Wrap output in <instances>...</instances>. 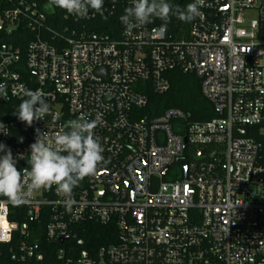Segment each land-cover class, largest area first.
Instances as JSON below:
<instances>
[{"label":"built area","instance_id":"obj_1","mask_svg":"<svg viewBox=\"0 0 264 264\" xmlns=\"http://www.w3.org/2000/svg\"><path fill=\"white\" fill-rule=\"evenodd\" d=\"M132 3L104 0L103 16L64 11L55 23L62 9L50 0H0V84L12 102L0 143L18 170L36 129L55 135L82 115L102 114L95 133L109 161L74 189L71 211L55 186L28 204L0 197V242L28 264H264V0H204L179 37L150 23L127 32L120 17ZM96 19L108 30H94ZM173 70L201 80L216 118L139 113L149 104L140 82L164 94ZM22 87L50 105L32 126L15 113ZM41 220L44 240L34 237ZM90 222L112 226L115 241L86 248Z\"/></svg>","mask_w":264,"mask_h":264},{"label":"clouds","instance_id":"obj_2","mask_svg":"<svg viewBox=\"0 0 264 264\" xmlns=\"http://www.w3.org/2000/svg\"><path fill=\"white\" fill-rule=\"evenodd\" d=\"M50 4L77 18H86L90 10L103 16L104 0H50ZM203 6L204 0H194L185 8L174 6L169 0H133L132 5L124 9L120 21L127 32L157 18L164 22L162 28H166L173 16L185 23L201 17ZM0 95L7 97L3 84H0ZM17 96L21 103L15 113L27 126L50 115V105L42 90L22 87ZM102 125V114H97L95 119L83 115L71 119L55 135L36 129L35 142L30 145L26 160L28 166L22 170H18V161L11 149L0 143V152L4 153L0 155V197L14 205H23L31 202L35 192L55 186L56 193L63 196L65 208L71 211L76 204L74 189L109 162L103 155L101 138L95 133ZM0 132L8 134L3 123H0ZM20 158L24 159L23 156Z\"/></svg>","mask_w":264,"mask_h":264},{"label":"trees","instance_id":"obj_3","mask_svg":"<svg viewBox=\"0 0 264 264\" xmlns=\"http://www.w3.org/2000/svg\"><path fill=\"white\" fill-rule=\"evenodd\" d=\"M169 2L174 6L185 8L187 4L191 3V0H169ZM61 11L55 23L62 21V14L65 10ZM89 23L94 30H108L105 27L106 25L101 24L102 22L99 19L92 20ZM150 24L152 26H162L164 22L157 18ZM189 27L190 23L180 21L173 16L170 22L167 23L166 29L169 33L179 37L184 32L186 33ZM167 75L171 82V88L164 94L154 92L148 82H140L139 85L145 87L149 97V104L144 110L139 111V113L152 117L160 114L166 108L178 107L187 114V119L191 122H207L217 117L212 103L202 93L201 80L195 74H185L180 70H173ZM11 104L10 100L3 99L0 95V118L2 117L1 112ZM19 220L23 221L22 219ZM45 225L46 221L41 220L39 223L41 232L38 235L35 234L34 237L40 236L44 240ZM112 234L113 238L110 236ZM114 234L116 233L112 226H105L97 222L84 224L79 232V236L85 240L86 248L112 243L115 241ZM12 247V243L0 242V264H28L23 261L12 260ZM55 247H59V245L55 244Z\"/></svg>","mask_w":264,"mask_h":264},{"label":"rangeland","instance_id":"obj_4","mask_svg":"<svg viewBox=\"0 0 264 264\" xmlns=\"http://www.w3.org/2000/svg\"><path fill=\"white\" fill-rule=\"evenodd\" d=\"M176 171H177L176 167L173 168V169L169 172V174L167 175V179H173V178H175V177L177 176Z\"/></svg>","mask_w":264,"mask_h":264},{"label":"water","instance_id":"obj_5","mask_svg":"<svg viewBox=\"0 0 264 264\" xmlns=\"http://www.w3.org/2000/svg\"><path fill=\"white\" fill-rule=\"evenodd\" d=\"M182 165H183V167L185 168V167H186V162L183 161V162H182Z\"/></svg>","mask_w":264,"mask_h":264}]
</instances>
